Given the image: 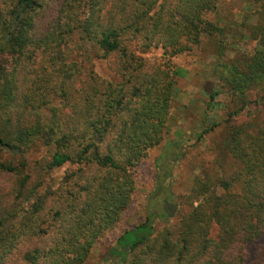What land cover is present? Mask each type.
<instances>
[{"label":"trees","instance_id":"16d2710c","mask_svg":"<svg viewBox=\"0 0 264 264\" xmlns=\"http://www.w3.org/2000/svg\"><path fill=\"white\" fill-rule=\"evenodd\" d=\"M219 1L0 0V264H85L129 207L134 168L167 133L171 59L203 36L214 46L211 68L221 83L207 93V106L213 110L226 96V149L235 168L195 178L177 235L156 231L155 220L179 212L170 190L178 143L166 145L155 161L147 219L107 247L101 263L245 264L247 245L264 235V128L249 131L231 120L253 92L264 99V0H246L255 8L247 19L256 22L242 26L257 46L237 60L225 58L227 25L210 19ZM76 33L80 61H70L65 48ZM132 41L160 47L159 61L136 56ZM97 61L113 79L96 74ZM219 124L214 119L198 139ZM35 146L45 156L31 172L2 161L3 151ZM66 163L77 168L54 192L39 193L44 174Z\"/></svg>","mask_w":264,"mask_h":264},{"label":"rangeland","instance_id":"374dc122","mask_svg":"<svg viewBox=\"0 0 264 264\" xmlns=\"http://www.w3.org/2000/svg\"><path fill=\"white\" fill-rule=\"evenodd\" d=\"M254 11V6L248 4L246 0H220L215 15H210V19L219 21V25H227L226 59L237 60L243 54L256 48L257 41L249 35L246 26H242L244 22L249 24L256 22L255 17L249 21L247 19L253 15ZM78 37L79 34H74L65 48L69 53L70 61H80L77 52ZM128 45L136 56L149 61H159L163 52L160 47L143 48L136 41L129 42ZM214 51L209 37L203 36L199 46L171 59V66L176 75L175 97L170 111L171 118L168 122L167 133L160 146L151 149L147 157L134 168L133 176L136 187L129 207L115 227L107 231L95 244L85 264H102L101 255L107 247L112 245L124 232L132 231L145 222L150 210L148 199L156 189L158 178L155 161L169 143L170 145L178 143L177 150L173 149V156L179 158V161L172 164L174 166L170 170L172 178L170 190L174 195L172 201L179 204V212H176L168 222L155 220L156 231L168 227L175 236L177 235L181 214L190 210L184 197L189 193L195 178L203 179L206 173L223 176L235 168L236 164L226 149V129L223 123L228 112L226 96L221 95L217 98L219 106L213 110H208L207 106L209 90L221 87V83L213 75L211 68L217 60ZM94 70L103 79L114 77L106 63L102 61L95 62ZM214 119L220 124L212 132L205 133L201 139H198L200 131L210 126ZM231 123L243 126L249 131L264 128V99L253 92L249 106L233 117ZM44 156L45 150L40 146H35L22 154L3 151L2 161L11 165L23 164L26 170L31 172L35 161ZM76 168V165L66 163L61 167L48 170L44 174L43 184L38 192H54L60 186L65 174ZM165 195L166 193L161 194L162 197ZM216 234L217 228L213 226L211 235L215 237ZM131 235L132 233L129 232V236ZM246 251L245 264H262L264 262V235L255 243L247 245Z\"/></svg>","mask_w":264,"mask_h":264}]
</instances>
